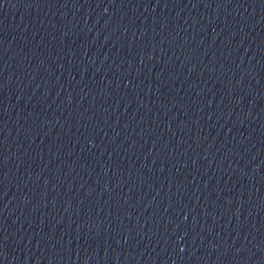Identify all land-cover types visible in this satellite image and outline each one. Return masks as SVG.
<instances>
[{
    "label": "water",
    "instance_id": "1",
    "mask_svg": "<svg viewBox=\"0 0 264 264\" xmlns=\"http://www.w3.org/2000/svg\"><path fill=\"white\" fill-rule=\"evenodd\" d=\"M0 264H264V0H0Z\"/></svg>",
    "mask_w": 264,
    "mask_h": 264
}]
</instances>
